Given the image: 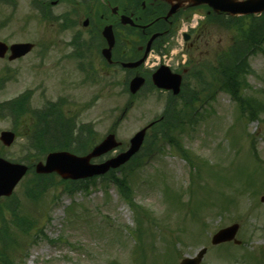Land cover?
Instances as JSON below:
<instances>
[{
  "label": "rangeland",
  "instance_id": "1",
  "mask_svg": "<svg viewBox=\"0 0 264 264\" xmlns=\"http://www.w3.org/2000/svg\"><path fill=\"white\" fill-rule=\"evenodd\" d=\"M32 2L14 0L11 4H0V39L9 42L39 41L25 58L17 61L0 59V76L5 74L10 78L0 89V102L11 100L25 90L38 88L32 105L41 108L44 101H55L58 96L67 95L71 114L78 112L72 127L73 137L79 136L76 143L88 144L96 137L100 141L115 127L116 137L123 143L121 147L127 146L136 131L162 113L168 93L149 86L132 102L124 88L127 72L120 68L113 76L111 73L103 75L102 82L94 85L80 83L83 73L73 63H68L70 65H65V68H53V55L56 58L59 50H63L57 47L59 40L63 42L69 37L67 32L79 29L89 32V28L80 23L60 33L63 31L61 26L42 19ZM53 9L55 14L67 12L70 4L64 2ZM252 20V16L247 17L241 21V27L247 28ZM238 32L237 27L213 28L212 33L204 38L206 40L193 48L191 67L205 62L217 64L216 53L232 45ZM181 41L180 37L174 38L168 53V57H173L171 64L174 67L185 53ZM50 46L49 51L46 48ZM185 55L188 57L187 53ZM153 59L151 56L148 67H151ZM249 64L252 68L247 76L249 86L242 92L264 100V54L254 53L249 57ZM36 65L41 67L36 68ZM95 65L98 63L94 60ZM187 80L191 88L194 83L191 75ZM39 83H43L40 89ZM175 101L180 103L182 100ZM201 109L203 116L200 115L194 124L196 130L190 135L181 134V140L194 155L216 165L222 178L202 164L203 175L197 178L203 181L200 183L202 191L194 198L192 208L187 203L192 197L190 188L195 187L190 167L186 159L166 142L164 151L153 154L144 163V169L135 172L132 179L135 202L144 208L127 202L113 182L106 183L100 179L96 183L89 182V191L77 186L74 194L64 192L60 187L51 188L46 199L36 207L23 196L25 183L33 177L29 174L17 185L13 196L26 206L24 212L39 219L36 229L39 227L40 230L31 231L33 235L27 237L18 229H12L21 240L19 247L12 249L11 259L15 264H179L183 257L193 256L203 246L208 247V252L202 264H258L259 255L264 250V202L261 200L264 195V168L254 170L249 151L250 133L255 132V146L264 165V120L248 122L246 118H243L245 121L239 119L236 102L224 90ZM123 113L124 117L119 121ZM13 121L11 117H0V132L13 129ZM21 121L24 123L22 118ZM85 123L93 125L95 136L92 139L87 130L79 132ZM16 127L19 134L24 133L23 126ZM29 145L26 137L19 136L4 149L0 142V151L3 150L2 156L9 160L33 162L35 151L29 149ZM244 183H248L245 184L248 191L243 188ZM256 186L258 191H254ZM168 187L176 194L172 202L165 192ZM54 193H57V199L53 197ZM218 193L220 195L217 196ZM224 199L227 207L222 208ZM1 200L0 203H10V200ZM146 209L151 210L154 219L145 212ZM193 210L197 216L188 215V211ZM5 213L10 219V212ZM139 222L143 223L145 230L148 229L143 237L133 232ZM233 222L240 223L237 237L243 241L242 247L232 241L213 247V233ZM2 236L5 238L1 228L0 249ZM134 248L135 253L132 252ZM260 264H264V255Z\"/></svg>",
  "mask_w": 264,
  "mask_h": 264
},
{
  "label": "trees",
  "instance_id": "2",
  "mask_svg": "<svg viewBox=\"0 0 264 264\" xmlns=\"http://www.w3.org/2000/svg\"><path fill=\"white\" fill-rule=\"evenodd\" d=\"M252 17L253 20L249 23L247 28L241 27V21L247 17H230L228 20L221 19V22L225 23L227 27L238 28L239 32L237 38L229 48L219 53L217 66L210 67V69H208V75H205V70H198L195 72V76L199 75L198 86L200 89L195 93L196 96L193 98L191 97L192 101L197 99L201 100L203 97H210L214 90L221 88L228 91L233 98L237 100L242 114L248 111V120L258 119L260 117V113L264 112V101L253 96H244L242 94V90L248 86L246 77L252 72L248 63L249 54L258 49H262L264 51V48H262V44L264 42V14ZM26 100L27 98H17L10 102L0 104V115H2L1 111L5 108L8 114L14 119L15 124L23 126V132L28 134L33 146L32 150L35 151L32 156L35 160H39L49 149L66 148L78 153H83L94 144V141L88 144H82L81 141L76 143L79 136L76 138L73 137L74 134L72 127L74 125V120L72 118H70V122L72 124L71 128H65L66 126L61 118L59 119L54 116L47 118V116L41 115L40 120L36 125L37 128H35L39 130L41 134H30L33 130L32 124L35 123L33 121L34 119L32 114L28 113L26 115H21L25 107L24 101L26 102ZM190 102V99H185L184 105L189 106ZM168 108L169 109L164 113L165 116L163 119H161V121H159L154 127V135L156 138L161 134H163V136H167V132L165 133V131L171 128H176V126L182 122V119L180 118L182 114L180 113H183V109L186 108L183 106V109L181 110H172V115H170V112L171 109L174 108V104L170 105ZM21 118L22 120L23 118L26 119L23 121L24 123H22ZM86 130L91 133L90 136L92 139L94 136L90 127L82 126L80 127L79 132H85ZM78 135H80V133H78ZM42 136L45 139V142L37 144L36 141L39 142L38 140H40ZM140 157L142 156L134 158L130 167L138 166ZM36 177L38 180L33 181L30 184L31 187L28 189L30 194L33 193L32 195H36L40 191V188L44 186V183L47 182L46 177ZM112 177L115 180L121 194L127 199H130L132 191L130 177L128 175L116 176L115 174H113ZM70 185L74 184L70 183ZM70 185L67 186L69 188L73 187ZM15 221L17 224H20V226L24 225L19 219H16Z\"/></svg>",
  "mask_w": 264,
  "mask_h": 264
},
{
  "label": "water",
  "instance_id": "3",
  "mask_svg": "<svg viewBox=\"0 0 264 264\" xmlns=\"http://www.w3.org/2000/svg\"><path fill=\"white\" fill-rule=\"evenodd\" d=\"M171 5L170 14L178 10L180 7H184L192 4H209L217 12L225 11L231 15H244L249 13H260L264 11V0H166ZM123 22H130L129 18L123 16ZM108 39L112 37L110 26L103 31ZM30 44H18L14 45L15 56H18L24 51L21 49H30ZM5 46L0 43V54L3 53ZM148 50V49H147ZM144 58L136 62H125L124 66L135 67L142 63ZM154 81L159 85L167 88H172L174 93H178L180 90L181 76L172 75L168 69L161 67L154 75ZM144 83V79L141 76H135L130 83V90L136 92ZM147 128H143L135 134L130 141V147L127 151L120 153L116 157L110 158L100 164H91L90 160L93 157L100 156L109 150L120 145V142L116 141L114 134L107 136L100 144L94 147V149L85 156H76L67 151H57L49 153L46 159V163L40 162L37 164L36 170L38 172H53L60 173L63 177L81 178L86 176H92L106 172L111 167H118L126 162L135 152L140 148ZM13 132H2L1 139L6 144H11L14 140ZM27 167L21 164H13L2 158H0V196L5 194H11L13 188L19 181V179L25 174ZM264 200V197H263ZM239 225L235 224L231 227L220 230L213 237V243H218L225 240L234 238ZM240 242V241H237ZM206 248L199 251L195 258H185L181 264H200Z\"/></svg>",
  "mask_w": 264,
  "mask_h": 264
},
{
  "label": "flooded vegetation",
  "instance_id": "4",
  "mask_svg": "<svg viewBox=\"0 0 264 264\" xmlns=\"http://www.w3.org/2000/svg\"><path fill=\"white\" fill-rule=\"evenodd\" d=\"M82 1H83V3L82 4L80 3L78 5H76L77 4V1H75V5H72V6H74L75 8L77 6L81 7V5H84L85 6V4H84V1L85 0H82ZM109 1L108 2L111 5L112 4H117L118 5V3L122 1L124 3V5H125V9L129 13H133L134 18L137 19V21L140 22V23L145 21V18L144 17L150 18L151 15L158 10V8H160L162 10V13L165 10V7L163 6V4H161V2H158L156 0H109ZM100 6L103 9L102 5H100ZM109 7H107V9H108L109 13L112 14L111 13L112 7H110V8ZM99 17L102 20L103 19L108 20V18L102 12L99 14ZM153 20L154 19H152L151 21H153ZM166 20L167 19H165V21ZM167 21L169 22V26H168V28H164V30L167 31L166 32V35H168V33H170L173 30V28H175L174 26L176 24L177 18L174 17V19L167 20ZM97 24H98L97 25V28L99 29V28L102 27V24L103 23L98 22ZM143 33H144V31H143ZM70 34H71V36L68 37V38H65L63 40V42H61V40H59V44L57 45V47L59 46V48H62V49L65 48L66 50L72 49L73 51H78L80 54L81 53H85V51L87 49V50H89V52L95 53V55H96V53H99V55H100L102 49L107 45V41L104 38H102L101 32H92L91 31L89 33L79 32V33H70ZM145 34H147V33H145ZM150 36L151 35L149 34V36L147 37V39H149ZM191 37L192 36L190 35V38ZM75 38H77V39L74 41ZM199 39L200 38H197L196 37L194 39V41L189 42V44H188V42H186L187 43L186 44V48H187V46L188 47L194 46L195 42L198 41ZM156 43H158V42H156ZM52 44L54 46V43H52ZM115 45H117V44H115ZM143 51L144 50H142V52ZM115 52H116V46H114V48H113V55H115ZM81 55H83V56H79L78 55V57H79L80 60L85 57L84 54H81ZM52 59H53V63H54L52 67L53 68H56V66H59L63 62H69L70 54L66 55L63 52V54L59 58L56 59L53 56ZM102 63H103V61H102ZM62 65H64V64H62ZM105 67L107 69L110 66H108L105 63Z\"/></svg>",
  "mask_w": 264,
  "mask_h": 264
}]
</instances>
